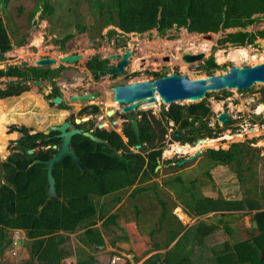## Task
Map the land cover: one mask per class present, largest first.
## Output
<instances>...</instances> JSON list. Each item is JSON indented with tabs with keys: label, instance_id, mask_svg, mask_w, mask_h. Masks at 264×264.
Returning <instances> with one entry per match:
<instances>
[{
	"label": "rangeland",
	"instance_id": "rangeland-1",
	"mask_svg": "<svg viewBox=\"0 0 264 264\" xmlns=\"http://www.w3.org/2000/svg\"><path fill=\"white\" fill-rule=\"evenodd\" d=\"M92 2L95 0H9L4 5V12L0 15L10 40V49L2 54L0 70L6 72L10 67H19L22 61L31 64L38 57L37 55H48L52 52V55L55 56L57 41L72 33L74 35L72 34L70 42H74L71 45L73 48L77 45L75 40L79 43L87 37L101 40L102 38L100 39L99 36L102 32L105 33V30L112 27H103V20L100 15L97 16L96 8ZM36 5L40 6L32 14L31 11ZM82 26L90 29L81 30ZM236 30L237 28L220 30L212 33L210 39L205 36L211 32L189 33L185 28L168 30L162 38L155 37L156 30H153L155 35L144 34L134 38H137L140 43L149 42L147 46L151 47L169 41L167 42L168 50L165 51L163 48L159 50V55L155 53V56L167 54L171 58L168 62L170 64L157 66L161 63L151 61L152 66L148 69L177 73L190 79H196L207 76V73L201 68L211 56L218 66L217 69L212 70L211 75L222 74L226 68L232 66L247 67L261 63L259 59L264 56V38H257L252 45L244 47L232 46L229 43L220 45L221 39ZM245 30L252 33L263 31L264 18L259 17L253 25L247 26ZM257 42L259 45H256ZM176 45L181 49L179 50ZM141 46L142 48L138 52L149 49L144 48V45ZM174 47L176 48L174 49ZM201 49L205 50L204 58L200 62L185 63L182 61L183 53L199 54L202 52ZM147 52L149 54L143 57L144 66L151 64L147 60L151 57V51ZM139 62L140 60L135 59L133 65L137 66ZM1 80L3 82L0 91L3 94L0 95V178L5 173L1 163L6 162L9 156L22 149H16L11 141L21 137L17 130L18 126H24L28 133L32 134L36 130L37 132L45 131L49 125L59 124L65 118L63 116L65 111L59 106H51L44 100L41 91L32 85L21 84L19 81L18 85H14L17 83L14 76L1 75ZM37 91L39 94L36 93ZM202 101H205L210 113L202 121L195 122L194 127L200 128L204 134L211 132V137H205V140L215 141L214 145L202 147L201 154L179 166L177 164L179 160L193 155L200 145L182 144L176 141L174 135H176L178 126L171 122L166 123L161 116V109L152 108L147 111L159 123L158 125L155 122L153 125L156 127L152 131L153 139L149 146L143 150L133 147L130 150L132 153L143 154L150 149V145H153L152 149L154 150L160 149L161 156L155 175L119 192L117 195L121 199L118 203L113 202L115 194L100 198L92 197L97 208L103 209L105 216L116 215L114 223L105 226L102 225L103 220L96 219L95 225L90 227L101 234L104 247L98 248L93 244V246H89L81 241L84 238V230L89 228L83 224L73 234H62L66 239L61 245V249L64 251V259L61 264H76L77 260H84L87 256L94 258V264H108V259L113 255L122 259L120 262L141 264L154 253L164 254L167 252L168 249L164 248L154 251L153 245L154 243L164 244L168 231H184V228L188 230L192 228L186 232L192 238L193 231L199 222L206 224V217L213 216L209 212L197 217L190 209L192 203L207 197L211 192L218 191V197H221L220 193L225 192L223 188L227 187L232 191L239 186L245 190L247 195L249 194V198H253L264 188V85L257 83L243 90L227 89L209 92ZM177 104L188 106L192 103L183 101ZM76 105L78 106L79 103ZM168 109L169 107L164 105L162 111ZM221 112L228 114L231 118L227 124L217 121V116ZM162 128H164L163 131ZM256 129L258 130L257 134L252 131ZM178 145L194 148L183 153L175 149ZM208 149L231 150L232 153H235L238 161L227 165L214 163L207 157ZM122 150L126 151L125 148ZM166 151L173 152L171 155H165ZM144 166L146 165L144 164ZM146 172L148 174V170ZM0 183L4 184L6 181L1 180ZM136 187H144L146 190L134 198L130 193ZM158 200L164 204L168 216V221L162 226H158L163 209ZM135 208L140 210L139 215L136 214ZM179 215H184V218H180ZM245 218V222L248 223L251 216ZM8 232L12 242L20 238L19 242L17 241L19 245L14 246L13 242L12 246L14 247H12L6 243L0 253V264H40L36 260L29 261L31 241L27 239L25 232L14 233L11 230ZM220 234L224 235L223 232ZM222 235L214 236L213 241L205 240L204 246H194L189 255V261L196 264L197 253L204 257H210L211 249L221 251L224 246V242H220L224 238ZM234 239L238 240V238ZM192 241H185L186 244L183 245L189 246ZM8 242H10L9 236ZM230 242L232 244L231 239ZM231 262L233 263V261Z\"/></svg>",
	"mask_w": 264,
	"mask_h": 264
},
{
	"label": "trees",
	"instance_id": "trees-1",
	"mask_svg": "<svg viewBox=\"0 0 264 264\" xmlns=\"http://www.w3.org/2000/svg\"><path fill=\"white\" fill-rule=\"evenodd\" d=\"M8 1L3 0L5 4ZM92 3L97 16L100 15L103 20V27L114 25L124 32L142 33L156 29L162 35L173 27L185 28L189 33H216L238 28L241 31L228 33L219 43L241 47L252 45L257 38H264V30L257 33L245 31L247 26L253 25L259 18H254V15L260 14L264 18V0H95ZM39 6L34 7L32 14ZM0 11H4L1 5ZM80 28L90 29L85 26ZM9 49L10 40L0 16V60L2 54ZM217 68L211 56L201 69L209 76ZM9 71L12 76L23 75L16 66L10 67ZM5 74L0 70V76ZM0 92V95L3 94ZM209 113V107L202 101L188 106L172 104L167 111H162V116L166 123L172 122L178 126L174 135L176 141L193 145L198 139L211 137V132L204 134L200 128L194 127L195 122L202 121ZM100 137L108 138L113 149L102 144L96 145L87 138H82L84 142L80 143V138H77L79 141L76 138L73 140L75 156L83 169L70 156H64L54 164L52 172L56 196L49 200L46 195V167L41 164L32 165L35 159L49 158L48 151L28 155L27 151L31 148L21 141L19 149H22L1 163L5 173L0 181L5 180L6 183H0V253L6 243L10 244L8 230L25 232L27 239L31 241L29 261L36 260L40 264H61L64 259L61 245L66 239L62 234H73L83 224L89 227L84 230V238L81 239L83 243L89 246L93 243L98 246L104 244L101 234L90 227L95 225L96 219L103 220L102 225L105 226L114 223L116 215L105 216L103 209L97 208L92 197L115 194L113 202L118 203L121 199L117 195L119 192L155 175L161 150H154L153 145H150L151 150L145 157L129 150L117 155L116 150L125 147L118 137L105 133H101ZM129 137L130 143H136L133 133ZM139 138L140 141L153 139L146 119L141 126ZM206 154L212 162L220 165L238 161L231 150L208 149ZM145 190L144 187H136L130 195L136 198L137 194ZM219 201L204 197L192 203L194 207L190 205V209L194 215L202 216L216 211ZM159 203L163 209L158 226H162L168 221V216L164 204ZM243 203L244 199L239 202H222L225 210L240 209ZM135 212L139 215L140 210L135 208ZM253 219L256 223V229L253 230L255 234L232 245L225 242L221 251L211 249L210 257L197 253L196 264H264V212L256 213ZM215 227L199 222L192 238L186 234L192 228L185 229L182 235L181 230L168 231L164 244L153 245L154 251L164 248L168 249L167 252L154 253L141 264H193L189 261L192 248L204 246V241L207 240L205 238L212 234ZM230 230V227L226 229L228 234H231ZM189 240H193L189 246L183 245ZM173 242L174 245L171 246ZM76 264H94V258L87 256L84 260H77Z\"/></svg>",
	"mask_w": 264,
	"mask_h": 264
},
{
	"label": "flooded vegetation",
	"instance_id": "flooded-vegetation-1",
	"mask_svg": "<svg viewBox=\"0 0 264 264\" xmlns=\"http://www.w3.org/2000/svg\"><path fill=\"white\" fill-rule=\"evenodd\" d=\"M108 26L112 28L105 30V33L102 32L101 36H99L100 39L102 38L101 40H94L89 37L85 38V40L80 43L75 40L77 45L73 48L71 45H73L74 42H70V38L73 37L72 34L74 35V33H72L70 34L71 36L67 35L70 37L66 41H64V39L67 36L57 41L55 56L50 52L48 55H37L38 57L35 59L33 58L34 60L31 64L22 61L18 69L23 75L14 76L17 81L14 85H18V81L21 84L27 83L32 85L35 89L41 91L44 100L50 103L51 106L56 105L61 107V109L65 111L63 113L65 118L59 124L49 125L45 131L37 132L36 130V132L32 134L28 133L24 126H18L17 130L20 132L21 137L17 140H11L16 149L20 148V142L23 141L31 148L28 149V151L31 150L33 155H37L40 151H48L49 155L53 156L59 148L61 139L58 137L59 133L51 129L65 122L70 124L68 130H80L82 133H89L97 138L100 143L94 142L96 145L102 144L105 147L113 149L108 138L100 137L101 133H105L110 136L116 135L125 146L122 148L130 152H132L130 150L132 147L143 150L145 147L149 146L150 141H148V139L145 141H140V138L137 139L132 130V121L136 120L137 129L138 132H140L143 121L146 119L149 122L151 131H153L156 129V127L153 126L155 122L158 125L159 123L154 116L149 112L147 113V111H150L152 108H158L161 109L162 112V108L165 104L161 103L156 98L155 106L153 107L138 109L139 106L145 105L143 104L139 105L133 111L124 112L122 109L125 105L114 100V88L142 81H153L161 76L172 73L148 69V67L152 66L151 61L161 63L157 64V66L170 64L168 62H170L171 58L167 54L155 56V53L159 55V50L163 48L165 51L168 50L169 46L167 42L169 41H164L158 46L154 45V47H151L147 46L149 42L145 44L140 43V41L134 37H140V35L143 36L144 34L152 36L154 34L153 30L156 29L137 33L121 31V29L114 25ZM171 29H176V27ZM149 32H152V35L149 34ZM164 34L160 35L156 30V35H154L157 38H162ZM141 45L149 49L138 52V50L142 48ZM50 47L53 46L50 45ZM176 47H174V49ZM178 49L180 50L181 48ZM149 50L151 51V57L147 60H149L151 64H149V66H144L145 60L143 57L149 54L147 52ZM125 52H130V56L127 58V64L123 67V72L120 73L117 66ZM33 55L35 54L33 53ZM69 55L79 56V58L73 62L64 61L63 59ZM42 59H51L54 60V62L47 65H38L37 61ZM135 59L140 60L137 66L133 65ZM5 73V76L12 77L10 71L7 70ZM1 81L3 82V80ZM0 86H2V83H0ZM36 93L39 94L38 91ZM81 96H88L90 99H86L83 102L79 100L73 101V99L80 98ZM55 99H59L58 104L53 102ZM76 103H79V105L77 106ZM110 111L112 113L108 115ZM162 118L164 119L163 116ZM75 120H79L80 122L76 124ZM163 130L164 128H162V131ZM130 133L135 135L136 143H130ZM39 134L42 135V138H39ZM75 138H80V141L77 139L80 143L82 138L86 137L82 134L73 135L71 137L70 147L73 152L74 147L72 142ZM122 148L116 150L117 155L126 152L123 151ZM149 151L150 149L140 155L145 157ZM48 159L49 158L46 160ZM46 160L39 161L42 162ZM36 161H38V159L33 160L32 165H44L43 163H35ZM145 167L146 166H144V168Z\"/></svg>",
	"mask_w": 264,
	"mask_h": 264
},
{
	"label": "water",
	"instance_id": "water-1",
	"mask_svg": "<svg viewBox=\"0 0 264 264\" xmlns=\"http://www.w3.org/2000/svg\"><path fill=\"white\" fill-rule=\"evenodd\" d=\"M240 30L237 29L236 32ZM152 35V32H149ZM212 33H208L205 37L210 39ZM259 45V42L256 45ZM130 56V52H125L121 61L118 63L117 69L120 73L123 72V67L127 64V58ZM79 56H66L63 60L73 62L77 60ZM204 58L203 54H183L182 60L186 63L200 62ZM54 60L42 59L37 61L38 65H47L53 63ZM25 64V63H23ZM2 83V81L0 82ZM264 85V63H260L247 67H235L226 68L222 74H213L196 79H190L185 75L177 73H169L165 76H161L153 81H142L139 83H133L131 85L114 88V100L118 103H122L124 112L133 111L139 105L138 109L155 106L156 96L160 102L165 105L177 104L178 102L188 101L192 104L202 102L209 92L222 91L227 89L243 90L248 89L255 84ZM156 94V96H155ZM86 99H90L88 96H81L80 98L73 99V101L79 100L81 102ZM55 104L59 103V99L53 101ZM112 112H108L110 115ZM218 122L221 124H227L230 119L228 114L221 112L217 116ZM80 121L75 120L78 124ZM70 124L65 122L58 127H53L51 130H56L61 139L60 145L56 153L46 161H36L35 163H43L46 166L47 177L46 195L48 200L56 196L55 191V179L53 177V166L59 162L64 156H70L71 159L83 169L79 159L75 156V153L70 147L71 137L73 135L82 134L84 137L89 138L95 143L100 141L89 133H82L80 130H68ZM132 130L134 131L137 139H139V132L136 125V120L132 121ZM202 140H197L196 145L200 144ZM202 150H197L193 155L179 161V166L191 161L195 156L201 154ZM30 154L31 151H28ZM47 200V201H48ZM101 248V247H99Z\"/></svg>",
	"mask_w": 264,
	"mask_h": 264
},
{
	"label": "crops",
	"instance_id": "crops-1",
	"mask_svg": "<svg viewBox=\"0 0 264 264\" xmlns=\"http://www.w3.org/2000/svg\"><path fill=\"white\" fill-rule=\"evenodd\" d=\"M0 5H1V8H4L5 10V6H4L5 3L3 2V0H0ZM3 12L4 11H0V14L2 15ZM260 16H261L260 14H257V15H254L253 17H260ZM226 189L229 191H227ZM226 189L223 188L225 192L222 191V193H220L221 197H218L219 195L218 191L211 192L207 196V198H211L215 200L219 199L221 200V202L217 204L216 211L211 212L213 216L206 217L207 219L206 224L207 225L212 224V225H215L216 227L214 231L212 232V234H209V236L205 239H207V241L208 239L213 241L215 239L214 236L222 235L220 234V232H223L224 235L222 236H224V238H222L220 242L221 241L224 243L229 242L230 245H232L241 240L243 241L249 238L252 234H255L253 230L256 229V223L253 219V216L256 213L264 212V188L261 191H259L258 194H255L253 198H249V194L247 195L245 190L240 188L239 186H237V188L232 191H230V188L228 187ZM243 199H244V203L240 209L225 210V208H223L224 204H222V202H239ZM219 207L221 209H219ZM250 216H251V219H249L248 223H246L245 217H250ZM197 217H200V216H197ZM228 227L231 228L230 230L231 234H228L226 231ZM185 229L187 228H184V231ZM184 231H182L180 235H182ZM234 238H238V240H235ZM230 239L232 241V244L230 242Z\"/></svg>",
	"mask_w": 264,
	"mask_h": 264
},
{
	"label": "bare ground",
	"instance_id": "bare-ground-1",
	"mask_svg": "<svg viewBox=\"0 0 264 264\" xmlns=\"http://www.w3.org/2000/svg\"><path fill=\"white\" fill-rule=\"evenodd\" d=\"M140 36H142V35H140ZM205 48V47H204ZM207 48V47H206ZM204 50L205 49H201V51L202 52H200L199 54H203L204 55ZM233 52V51H232ZM185 54H188V55H190L189 53H185ZM193 55H196V54H193ZM183 61V60H182ZM259 61H261V63L262 62H264V56L263 57H261L260 59H259ZM184 62V61H183ZM195 62H198V61H195ZM186 63V62H185ZM146 108H147V106H146ZM253 131V133H255V134H257L258 133V130L256 129V130H252ZM217 141V140H216ZM213 143H215V141H213V140H210V139H207V140H203L199 145H197V146H199L200 148H197L195 151H194V153L195 152H197V150H201V148L202 147H204V146H212V144ZM214 145V144H213ZM194 147H190V146H184V147H180L179 145L175 148L178 152H183V153H185V152H188V151H190L191 149H193ZM172 152L173 151H166L165 152V155H171L172 154ZM193 153V154H194ZM180 216V218H184V215H179Z\"/></svg>",
	"mask_w": 264,
	"mask_h": 264
},
{
	"label": "clouds",
	"instance_id": "clouds-1",
	"mask_svg": "<svg viewBox=\"0 0 264 264\" xmlns=\"http://www.w3.org/2000/svg\"><path fill=\"white\" fill-rule=\"evenodd\" d=\"M152 30H153V29H152ZM222 91H223V90H222ZM155 96H156V94H155ZM156 98H157L158 101H160L159 98H158L157 96H156ZM167 106L170 107L169 105H167ZM228 117H229V116H228ZM229 119H231V118H229ZM217 121H218V120H217ZM171 123H172V122H171ZM172 124H173V123H172ZM198 140H202V141H203V140H205V138H203V139H198ZM206 140H207V139H206ZM194 144H196V142H195ZM194 144H193V145H194ZM189 145H190V144H189ZM198 145H199V144H198ZM196 146H197V145H196ZM29 151H31V150H29ZM27 154H28V155H32V151H31L30 154H29V153H27ZM50 157H51V156H50ZM50 157H49V158H50ZM181 160H182V159H181ZM181 160H179V161H181ZM38 161H39V160H38ZM158 166H159V161H158ZM158 166H157V167H158ZM157 167H156V168H157ZM156 168H155V171H156ZM13 231H14V233H16V232H22L21 230H11V232H13ZM7 235L9 236V240H10V245H9V246H12V243H13V242H12V238L10 237L9 232H7ZM17 239H20V238H17ZM18 242H19V241H18ZM18 245H19V243H16L14 246H18ZM93 245H94L95 247H98V248H99V247H102V248L104 247L103 245H99V246H98V245H95L94 243H93ZM14 246H12V247H14ZM112 257H118V256H115V255L111 256V257L108 259V264L110 263V259H111ZM118 258H119V257H118ZM119 259H120V258H119ZM121 260H122V259H120V261H121ZM125 264H130V263H129V262H127V263L125 262Z\"/></svg>",
	"mask_w": 264,
	"mask_h": 264
},
{
	"label": "built area",
	"instance_id": "built-area-1",
	"mask_svg": "<svg viewBox=\"0 0 264 264\" xmlns=\"http://www.w3.org/2000/svg\"><path fill=\"white\" fill-rule=\"evenodd\" d=\"M18 240H20V239H16V240L13 241L14 245L17 243ZM109 264H125V262L124 261L120 262V259L118 257H112L110 259V263Z\"/></svg>",
	"mask_w": 264,
	"mask_h": 264
}]
</instances>
